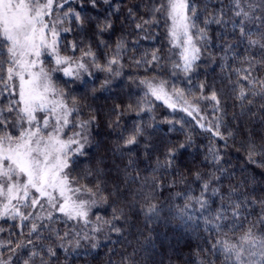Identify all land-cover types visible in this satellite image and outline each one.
<instances>
[{
  "label": "snow or ice",
  "instance_id": "1",
  "mask_svg": "<svg viewBox=\"0 0 264 264\" xmlns=\"http://www.w3.org/2000/svg\"><path fill=\"white\" fill-rule=\"evenodd\" d=\"M0 222V264H264V0H0Z\"/></svg>",
  "mask_w": 264,
  "mask_h": 264
},
{
  "label": "trees",
  "instance_id": "2",
  "mask_svg": "<svg viewBox=\"0 0 264 264\" xmlns=\"http://www.w3.org/2000/svg\"><path fill=\"white\" fill-rule=\"evenodd\" d=\"M142 0H125V5L129 6L133 3H141ZM146 2V0H144ZM163 29H161L162 31ZM163 38H161L162 40ZM159 46V43L156 45ZM147 47V45H145ZM203 67V66H202ZM221 73V70L219 67H214V71L212 68H209L208 76L209 78L212 77H219ZM203 78V76H201ZM157 112L159 114H165L164 110L162 108H157ZM240 156H243V153L240 154ZM234 163H239L240 165L244 164V160L242 158L238 159L237 156L234 154L233 157ZM252 168H255V166H250V171ZM258 172L259 169H256ZM176 191H180L179 188L176 189ZM168 193L165 192V196H167ZM179 203V201H177ZM8 224H3L2 227L7 228ZM159 231L161 233H167L168 240L170 242V247L166 245V248L164 250H161L159 248V244H157V248L150 253L151 259H154L156 261V264H185L186 261H188V255L190 248L191 250L195 249V243H196V235L192 233H184L183 229L177 230L175 233L171 232L168 229H165L163 226L160 227ZM147 235V233H146ZM155 235V233L153 234ZM134 242V241H133ZM119 250L121 245L116 246ZM108 249L107 248H101L99 250V254L95 255H87L84 256L81 254L80 259H76L74 261V264H86V261L89 262V264H107V261L109 259L108 255ZM95 255V259H93V256ZM64 257L61 255V261H63ZM111 259L113 261L118 260L119 256H112ZM219 264V261L217 262Z\"/></svg>",
  "mask_w": 264,
  "mask_h": 264
},
{
  "label": "rangeland",
  "instance_id": "3",
  "mask_svg": "<svg viewBox=\"0 0 264 264\" xmlns=\"http://www.w3.org/2000/svg\"><path fill=\"white\" fill-rule=\"evenodd\" d=\"M3 225V222H0V226ZM9 227V225L7 226V228ZM5 237H0V239H4Z\"/></svg>",
  "mask_w": 264,
  "mask_h": 264
}]
</instances>
